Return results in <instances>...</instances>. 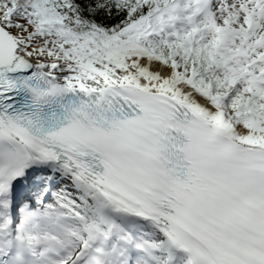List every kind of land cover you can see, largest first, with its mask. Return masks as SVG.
Segmentation results:
<instances>
[{
	"label": "snow or ice",
	"instance_id": "6c2138e0",
	"mask_svg": "<svg viewBox=\"0 0 264 264\" xmlns=\"http://www.w3.org/2000/svg\"><path fill=\"white\" fill-rule=\"evenodd\" d=\"M0 264H264V0H0Z\"/></svg>",
	"mask_w": 264,
	"mask_h": 264
}]
</instances>
